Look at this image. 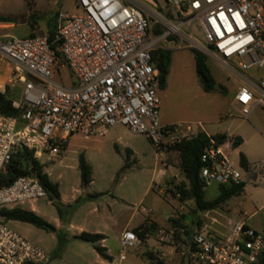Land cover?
Masks as SVG:
<instances>
[{
	"label": "built area",
	"instance_id": "built-area-1",
	"mask_svg": "<svg viewBox=\"0 0 264 264\" xmlns=\"http://www.w3.org/2000/svg\"><path fill=\"white\" fill-rule=\"evenodd\" d=\"M76 2L82 14L59 15L55 34L57 52L74 82L70 87L54 79L56 53L48 38L0 37V66L9 63V83L21 87L19 101L13 102L20 116L9 118L0 112V175L20 149L35 161L44 155L52 160L61 156L70 139L99 140L117 125L145 136L158 151L193 137L187 128L158 124L161 89L156 60L160 50L166 51L165 42L181 39V26L192 22L207 47L186 37L191 46L239 79L234 103L240 114L248 117L256 107L264 110V0H166L158 9L142 0ZM251 71L263 73L253 78ZM234 148L235 138L229 136L225 144L204 149L199 171L203 190L245 182L250 171L240 161L237 166L232 163ZM46 197L29 174L0 186V210L22 209ZM180 217L177 212L171 219ZM158 237L167 239L162 230ZM141 243L133 231L119 238L122 249ZM186 251L190 264H260L264 235L244 218H224L220 230L205 225L194 231ZM46 259L44 251L0 219V264H45Z\"/></svg>",
	"mask_w": 264,
	"mask_h": 264
},
{
	"label": "rangeland",
	"instance_id": "rangeland-1",
	"mask_svg": "<svg viewBox=\"0 0 264 264\" xmlns=\"http://www.w3.org/2000/svg\"><path fill=\"white\" fill-rule=\"evenodd\" d=\"M142 1L153 9L166 4V0ZM61 14L81 15L82 11L76 0H0V17L9 19L15 25L10 34L18 39L29 37L30 28L35 24L38 28L32 36H42L46 25L54 27ZM174 24L178 25L177 22ZM2 25L0 23V28H5ZM180 32L181 39L175 37L165 42L169 66L165 88L157 94L158 124L160 127L187 128L193 136L204 131L209 135L222 133L238 138L241 146L230 152L232 163L237 166L240 154H246L260 180L256 187L246 183L245 190L251 195V200L245 201L243 210L247 216L258 211L254 220L264 226V110L256 107L248 117L242 116L240 107L232 104L239 79L230 76L217 61L207 56L206 65L217 85L213 91L206 93L195 72L193 51H199L186 38L190 37L196 44L207 47L204 35L196 22L181 26ZM177 45L180 46L178 49ZM55 61L54 79L65 87L72 86L74 82L63 59L60 57ZM3 65L0 74H4L7 67L10 75V64ZM262 73L251 71L248 75L256 78ZM20 93L19 90L13 91L9 98L17 103ZM131 150L134 153H130ZM80 154L91 168V183L88 186H81L77 169ZM36 162L50 181L59 184L63 195L68 198L73 196L75 200L61 205L46 197L25 204L22 209H34L53 227L55 220L62 227L49 232L16 221L5 222V225L44 251L47 256L45 264H98L93 245L75 239L78 233L95 234L97 231L106 237L105 245L112 252L113 264H153L147 260L149 255L159 259L161 264H189L186 257L189 236L185 232L195 231L197 228L194 225L198 222L203 225L206 220L194 216L192 200L180 202L177 197L166 193V182H163L161 174L175 175L176 178L168 177L167 180L176 184L185 182L177 152L168 148L158 151L145 136L133 135L125 127L117 125L110 128L102 139L86 141L76 137L70 140L66 152L59 158L50 160L44 155ZM165 165H170L172 170ZM217 194L215 185L208 187L205 200L210 201ZM180 206L183 213L178 222L182 228L175 232L171 216L178 212ZM143 209L150 213L144 214ZM132 215L135 216L133 225L143 220L137 228L142 227L146 235L144 244L122 249L118 245L119 233ZM160 230L167 236L164 241L158 237ZM259 231L263 234V230ZM121 253L124 254L123 261L119 258ZM175 253L180 257H173ZM181 258L184 261L181 262Z\"/></svg>",
	"mask_w": 264,
	"mask_h": 264
},
{
	"label": "trees",
	"instance_id": "trees-1",
	"mask_svg": "<svg viewBox=\"0 0 264 264\" xmlns=\"http://www.w3.org/2000/svg\"><path fill=\"white\" fill-rule=\"evenodd\" d=\"M0 23H10V20L0 17ZM159 32L160 31H157V33ZM48 41L52 44V47L55 50L56 59H59L60 55L57 52V48L54 47L55 35L53 34L52 36H49ZM193 56L195 62V72L201 82L203 90L206 93L213 91L217 83L206 65L205 56L197 51H193ZM156 60L160 71V89L163 90L165 88L166 78L168 75L169 53L165 50H160L156 55ZM0 112L9 118H17L21 114L20 110L13 107V102L7 97L6 93H0ZM228 137L229 136L222 133L209 135L204 131H200L190 139L183 141L180 144L168 147V149L178 153L179 169L185 178V182L176 184L173 180H167L166 193L171 194V197L173 198L177 197L180 202L192 200L195 205V211L200 213L217 210L231 198L239 196L243 192V184L218 185L217 196L210 201L205 200V190H203L202 183L199 179V171L201 168L200 157L204 149L209 145H223L226 143ZM239 145L240 141L235 138V146L237 147ZM30 163L33 164V168L29 167ZM240 164L244 168H247L248 166L247 160L242 154H240ZM126 167L127 165L124 168ZM32 169H35V177L46 191L47 197L50 201L59 204L60 194L58 185L50 181L49 177L38 166L31 154L27 153L23 149H20L17 152L15 158L7 166L6 171L0 175V186H8L16 179L29 175ZM78 171L80 172L81 186H88L91 183V168L82 154L78 157ZM0 219L4 222L16 221L27 223L49 232L55 231V228L52 225L44 221L34 212L20 208L11 210L1 209ZM171 222L176 228L174 229L175 232H177V229L182 228L178 220L176 221L172 219ZM199 224L200 222H198V225ZM134 232L141 241L144 240L145 233L142 232V227L135 229ZM185 233L189 236L190 241L193 231H186ZM75 239L93 245L95 252L102 259L107 261L110 260V257L106 254L105 248L98 244L105 239L103 235L82 232L81 234L75 236ZM147 260L153 264H161L160 260L151 255L147 257ZM260 264H264V253L260 258Z\"/></svg>",
	"mask_w": 264,
	"mask_h": 264
},
{
	"label": "crops",
	"instance_id": "crops-1",
	"mask_svg": "<svg viewBox=\"0 0 264 264\" xmlns=\"http://www.w3.org/2000/svg\"><path fill=\"white\" fill-rule=\"evenodd\" d=\"M34 23V22H33ZM32 23V24H33ZM57 24L54 25V27L50 28V26L46 25V28L44 29L43 31V35L42 37H46L48 38L49 36H52L53 34L55 35L56 34V29L58 27V19L56 20ZM35 24V23H34ZM47 24V23H46ZM2 27H5V28H0V37H3V36H10V37H13L10 32L15 28V25L13 23H6V24H3ZM37 24H35L33 27L30 28L31 32L29 33V36H32L35 32V30L37 29ZM195 63V62H194ZM3 64L0 66V71L2 70L3 68ZM9 78H10V75H9V72L7 70V67H6V72H4V74H0V93H6L7 97L9 98V96L12 94L13 91H16V90H19L21 92V87L20 86H14L12 87L9 83ZM237 90L235 91V93L233 94V99H232V104L235 105L234 103V96L236 94ZM21 94V93H20ZM218 134V133H217ZM76 137L72 138V139H75ZM70 139V140H72ZM238 139V138H237ZM70 142V141H69ZM69 142L66 146V149L64 150L63 153L66 152L68 146H69ZM241 145L237 146V147H240ZM236 147V146H235ZM130 153H134L132 150L130 151ZM170 153V152H168ZM178 154V153H177ZM245 159L247 160V168L249 169L250 171V175H248L246 178H245V182L243 183L244 185V188H243V192L239 195V196H236V197H233L231 198L230 200H228L226 203H224L219 209L217 210H214V211H210V212H206V213H200V212H196L195 211V217H197L198 219H205L206 222H204V224L201 226L200 224L198 225L195 224L194 225V228H197L199 229L202 228L203 226L205 225H210V226H213L214 228L220 230L222 228V225L224 224V218H228L230 220H240L242 218L246 219V224L254 229L255 231L257 232H260L259 230H263V234H264V226H260L259 224V221H256L254 220L255 219V216L257 214L258 211L256 212H253L251 215L247 216L246 215V212L243 210V204L245 203V201H250L251 200V195H249L247 193V191L245 190V186H246V183H249L250 186L252 187H256V186H259L260 184V180L257 178V175L254 174L253 172V167H254V164H251L248 159H247V155L246 154H242ZM179 158V156H178ZM239 161H240V156H239ZM166 166H170V165H165V168ZM171 167V166H170ZM77 169H78V162H77ZM172 170V167L171 169ZM168 177H172V178H176L175 175H166V174H161V178L163 180V182H166L167 181V178ZM54 183V182H53ZM58 185V190H59V184L58 183H55ZM217 187V186H216ZM206 191V190H205ZM59 194H60V204L61 205H68L70 202L74 201L75 198L73 196H71L70 198L66 197L65 195H63L60 190H59ZM32 212H34L36 215L37 212L32 209L31 210ZM178 212L183 213V207L180 206ZM39 216V215H38ZM134 215H132L129 220L123 225V227H121V231L119 233V238L121 236V234L125 231H133L140 225L143 224V220L142 221H138V224L137 225H133L132 223V220L134 219ZM214 221V223L211 222ZM62 226L60 224V222L58 220H55V225H54V228L57 230V229H60ZM73 227V226H71ZM197 229H195V231H197ZM81 228H79V232H81ZM194 232V231H193ZM82 233V232H81ZM81 233H78L77 235L81 234ZM95 234H100V235H103V237L105 238L103 241H101L100 243H98L101 247L105 248L106 250V254L110 257V260L107 261V260H104L102 259L96 252H95V257H96V261L98 262V264H113V257H112V252L111 250L105 245L106 244V237L104 236L103 233H100V232H96ZM76 235V236H77ZM146 236V235H145ZM119 238H118V245H119ZM145 239V238H144ZM167 241V240H166ZM141 245H143L144 243V240L141 241ZM140 245V246H141ZM138 246V247H140ZM120 247V245H119ZM121 248V247H120ZM136 248V247H134ZM187 249V247H186ZM93 251L94 248H93ZM187 253V251H186ZM122 253L120 254L119 258L121 257ZM124 255V254H123ZM182 256H184V253L182 254ZM173 257H180L177 255V253L174 254ZM186 257H187V254H186ZM176 258H174L175 260ZM181 262L184 261L183 258H181ZM188 259V257H187ZM159 260V259H158ZM120 261H123V260H120ZM173 261V260H172ZM186 261V260H185ZM189 264H190V260L188 259ZM188 264V263H187Z\"/></svg>",
	"mask_w": 264,
	"mask_h": 264
},
{
	"label": "water",
	"instance_id": "water-1",
	"mask_svg": "<svg viewBox=\"0 0 264 264\" xmlns=\"http://www.w3.org/2000/svg\"><path fill=\"white\" fill-rule=\"evenodd\" d=\"M54 47H55V48H58V47H59V43H58V42H55V43H54ZM29 167H30V168H33V164L30 163V164H29ZM30 176H31L32 178L35 177V169H32V170H31V172H30Z\"/></svg>",
	"mask_w": 264,
	"mask_h": 264
}]
</instances>
